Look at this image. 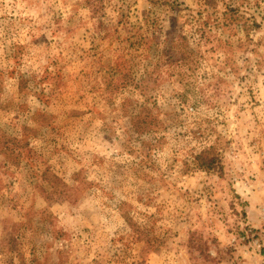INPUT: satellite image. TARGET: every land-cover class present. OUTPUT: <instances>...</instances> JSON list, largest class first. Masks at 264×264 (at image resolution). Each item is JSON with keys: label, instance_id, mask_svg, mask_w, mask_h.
I'll return each mask as SVG.
<instances>
[{"label": "rangeland", "instance_id": "1", "mask_svg": "<svg viewBox=\"0 0 264 264\" xmlns=\"http://www.w3.org/2000/svg\"><path fill=\"white\" fill-rule=\"evenodd\" d=\"M256 241L264 0H0V264H245Z\"/></svg>", "mask_w": 264, "mask_h": 264}, {"label": "trees", "instance_id": "2", "mask_svg": "<svg viewBox=\"0 0 264 264\" xmlns=\"http://www.w3.org/2000/svg\"><path fill=\"white\" fill-rule=\"evenodd\" d=\"M218 1L219 0H204V4L207 7H209V6H212L218 3ZM92 9L93 11L99 10V8L97 7H92ZM254 25L259 27L257 23H254ZM187 56L188 55L184 53V57L189 59V57ZM183 60L186 61L185 59ZM195 160H196L197 166L204 171L211 172V171H216L219 168L222 169L219 157L217 155H214L212 150H203L196 156Z\"/></svg>", "mask_w": 264, "mask_h": 264}, {"label": "crops", "instance_id": "3", "mask_svg": "<svg viewBox=\"0 0 264 264\" xmlns=\"http://www.w3.org/2000/svg\"><path fill=\"white\" fill-rule=\"evenodd\" d=\"M248 260H246L245 264H262L263 259L258 255H253V253L248 254Z\"/></svg>", "mask_w": 264, "mask_h": 264}, {"label": "built area", "instance_id": "4", "mask_svg": "<svg viewBox=\"0 0 264 264\" xmlns=\"http://www.w3.org/2000/svg\"><path fill=\"white\" fill-rule=\"evenodd\" d=\"M255 244H257V246H258V251L253 253V254L254 255H258L259 257H261V259H263L262 264H264V254L261 252L262 249H260L262 246L260 245L259 241H256ZM262 248H264V245H263Z\"/></svg>", "mask_w": 264, "mask_h": 264}]
</instances>
